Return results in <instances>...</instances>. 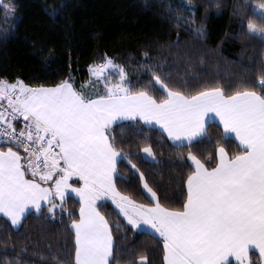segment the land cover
<instances>
[{
    "label": "snow or ice",
    "instance_id": "obj_1",
    "mask_svg": "<svg viewBox=\"0 0 264 264\" xmlns=\"http://www.w3.org/2000/svg\"><path fill=\"white\" fill-rule=\"evenodd\" d=\"M15 7L14 0H0L6 16ZM176 7L194 14L190 4ZM237 8L247 9L242 19L248 20L249 38L264 43V0L258 6L246 0ZM50 14L58 12L53 9ZM182 19L178 16L177 26ZM194 31L205 35L203 26ZM141 66L151 79L148 88L135 90L125 67L112 58L89 65L91 76L104 85L94 96L74 88L71 75L51 87L0 79V214L11 225L0 223V229L18 231L31 209L39 214L45 204L53 216L60 209L72 217L65 204L75 194L79 219L73 218L70 226L75 264H112L116 255L104 214L107 198L133 230L162 239L163 264H254V252L258 264H264V63L256 81H242L230 93L224 86H205L194 94L170 84V74L162 67ZM216 118L223 134L217 141L215 166H210L192 149L205 139L212 143L207 126ZM125 119L158 125L172 147L189 149L194 170L187 176L182 206L162 204L129 154L117 148L110 128ZM233 137L238 150L230 154ZM143 152L155 160L150 145ZM123 160L139 173L154 203L138 204L117 191ZM139 260L147 264L148 256Z\"/></svg>",
    "mask_w": 264,
    "mask_h": 264
},
{
    "label": "trees",
    "instance_id": "obj_2",
    "mask_svg": "<svg viewBox=\"0 0 264 264\" xmlns=\"http://www.w3.org/2000/svg\"><path fill=\"white\" fill-rule=\"evenodd\" d=\"M180 2L193 6L194 14L177 8ZM245 2L14 0V13L6 16L0 9V79L15 83L19 78L30 87H51L71 75L74 88L94 96L104 91V85L89 80V65H99L107 56L125 67L135 90L149 87L151 75L141 65L150 64L162 67L170 74L168 82L186 93L194 94L205 86H224L230 93L242 81H256L264 63V43L249 38L248 20L242 19L247 9L237 8ZM248 2L258 6L260 0ZM53 9L58 12L54 17L50 14ZM178 16L183 17L179 26ZM190 18L194 23L188 22ZM201 26L203 37L194 31ZM159 133L139 121L120 122L110 128L117 148L129 154L160 202L180 207L186 197L187 176L193 170L189 149L172 147ZM222 134L217 124L209 123L207 137L212 143L205 139L192 151L202 162L215 166V149ZM147 145L152 147L155 160L142 158ZM7 146L3 145L4 150ZM237 146L234 141L228 145L230 154ZM20 151L23 157V149ZM118 174L117 191L138 204H149L139 173L127 160L120 162ZM104 203L116 255L112 264H138L141 255L148 256L147 264H163L162 241L134 231L108 202ZM65 209L74 215L69 217L57 209L53 216L44 208L39 214L28 215L18 231L0 229V264H75V236L70 226L73 218L79 219L78 200L68 199ZM5 222L7 219L0 216V223ZM118 224L124 227L117 228ZM53 256L58 259L53 260ZM257 257L252 254L254 264H258Z\"/></svg>",
    "mask_w": 264,
    "mask_h": 264
},
{
    "label": "crops",
    "instance_id": "obj_3",
    "mask_svg": "<svg viewBox=\"0 0 264 264\" xmlns=\"http://www.w3.org/2000/svg\"><path fill=\"white\" fill-rule=\"evenodd\" d=\"M5 106H6V105H5ZM210 115H212V114H210ZM128 121H132V120H127V119H125V120H118V121H115V122L113 123V125L116 124V123H120V122H128ZM139 122L142 123V124H144L143 121H139ZM209 123H215V124H217V125L220 127V129L222 130V132H223V128H222V126L219 125V120H218V118H216L214 121H210ZM144 125H145V124H144ZM145 126L149 127L148 125H145ZM150 128H154V129L158 130V129H159V126L157 125V126L150 127ZM159 132L162 133V129H159ZM163 135L168 139L166 133H163ZM168 141L171 143V141H170L169 139H168ZM233 141L238 145V141H235L234 137H233ZM190 164H191V161H190ZM192 168H193V170H194V166H192ZM77 180H78V178H76V177H73V178H72V182H77ZM142 189H143V192H144V196H145L146 199L148 200L149 204L154 203V201H152L151 195L147 192L146 189L143 188V185H142ZM72 197L75 198V199H77V200L79 201V198L76 197L75 194H72ZM105 201L108 202V203L112 206V208L115 210V212H116V213L122 218V220L127 224V221L125 220V218H124L122 215L119 214V209H117V208L115 207V205L112 204L111 200L106 198ZM56 203H59V199H58V198H57V200H56ZM42 204H43V202H42ZM49 206H50V205H46V204H45L44 207H43V209H44V208H48ZM31 213H37V212H36V210H35L34 208H32V209H31ZM0 216H3V214H0ZM6 219H7V218H6ZM9 223H10V222H9ZM127 225H128V224H127ZM128 226L131 227L130 225H128ZM134 231H135V230H134ZM136 232H139V231H136ZM73 233H74V232H73ZM158 238H159V237H158ZM159 239L162 241L161 238H159ZM254 253L258 256V252H254Z\"/></svg>",
    "mask_w": 264,
    "mask_h": 264
},
{
    "label": "rangeland",
    "instance_id": "obj_4",
    "mask_svg": "<svg viewBox=\"0 0 264 264\" xmlns=\"http://www.w3.org/2000/svg\"><path fill=\"white\" fill-rule=\"evenodd\" d=\"M88 73H89V77H90L89 80H90V81H96V78L93 77V76H91L89 69H88ZM141 155H142V158L145 159V160H148V161H152V160H153L152 157H147V154L144 153L143 150H142V152H141ZM138 264H141V262L139 261Z\"/></svg>",
    "mask_w": 264,
    "mask_h": 264
},
{
    "label": "built area",
    "instance_id": "obj_5",
    "mask_svg": "<svg viewBox=\"0 0 264 264\" xmlns=\"http://www.w3.org/2000/svg\"><path fill=\"white\" fill-rule=\"evenodd\" d=\"M22 126V122H17V127H21Z\"/></svg>",
    "mask_w": 264,
    "mask_h": 264
}]
</instances>
